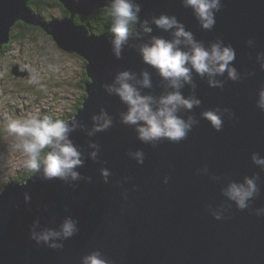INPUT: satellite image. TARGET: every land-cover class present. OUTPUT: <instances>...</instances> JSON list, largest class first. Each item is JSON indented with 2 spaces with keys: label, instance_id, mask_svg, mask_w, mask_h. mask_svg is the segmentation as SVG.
I'll return each mask as SVG.
<instances>
[{
  "label": "water",
  "instance_id": "1",
  "mask_svg": "<svg viewBox=\"0 0 264 264\" xmlns=\"http://www.w3.org/2000/svg\"><path fill=\"white\" fill-rule=\"evenodd\" d=\"M30 1L0 0V48L13 25L23 23L40 28L60 50L84 60L82 104L66 120L77 125L69 139L83 164L75 169L76 180H47L37 172L0 188V264H81L84 255L97 250L109 264H264V215L255 214L264 209V171L250 160L252 153L264 157V111L257 106L264 88V57L258 59L264 54V0H221L210 31L200 28L181 0H134L141 8L139 22L119 59L112 53V38L94 35L74 20L107 9L110 0H53L69 17L48 22L28 8ZM161 14L176 16L206 47L216 41L233 47L239 79L228 80L225 73L215 78L222 87H209L206 77L193 73L192 85L181 89L201 101L191 112H181L197 121L192 131L179 143L144 144L120 122L126 106L105 86L121 71L138 77L147 71L152 87L143 94L170 90L138 52L153 36L172 38L151 24ZM145 20L150 34L142 30ZM17 70L13 74L29 77ZM206 110H219V131L201 117ZM101 111L112 118V126L89 135L92 117ZM93 143L99 146L95 160L90 157ZM136 151L144 153L142 164L129 156ZM102 169L110 173L107 178ZM246 176L258 178L260 191L248 210L237 211L222 191ZM213 212L223 218L214 219ZM65 218L76 222L77 231L56 241L62 248L30 239L31 231L58 230Z\"/></svg>",
  "mask_w": 264,
  "mask_h": 264
},
{
  "label": "clouds",
  "instance_id": "2",
  "mask_svg": "<svg viewBox=\"0 0 264 264\" xmlns=\"http://www.w3.org/2000/svg\"><path fill=\"white\" fill-rule=\"evenodd\" d=\"M181 4L191 10L201 29H213L216 13L221 8V0H181ZM140 11V5L134 0H110L107 5V16L111 23L110 43L112 53L117 59L120 58L130 35L134 34ZM148 24L147 20L142 24V30L146 34L152 31ZM151 24L164 32H170L172 38L153 36L148 43L139 46L138 52L142 62L154 69L170 90L159 96L143 94V89L152 87L150 73L142 71L138 77L136 73L127 70L117 73L112 84L106 85L105 88L126 106V111L120 116V122L132 127L141 143L155 144L162 140L179 143L187 138L197 123L191 116L185 119L181 112H191L201 104L195 95L184 96L181 89L185 85H192L193 73L201 78L206 77L209 87H222V82L215 78L225 73L228 80L237 81L239 76L236 68L232 66L236 51L221 41L206 47L174 15L161 14L153 17ZM262 57L264 54L258 56V59ZM261 68L264 69V63ZM30 82L39 83L35 76ZM258 97L257 106L264 111V88L260 89ZM201 117L216 131L223 126L219 110L203 111ZM92 120L93 127L89 135L104 132L112 126V118L103 111L93 116ZM76 127L74 122L70 126L65 119L54 118L49 114L41 115L39 112L10 118L6 123V131L14 140V148L24 156V168L32 174L42 172L47 180L61 181L78 179L79 173L75 169L83 164L81 152L69 139V133ZM90 147L95 149L90 154L95 160L99 146L93 143ZM129 156L135 159L137 164L144 162L142 151L130 152ZM250 160L253 165L264 171V157L252 153ZM109 174L107 169L101 170L103 177L107 178ZM257 179L256 176H246L242 182H229L222 195L237 211L248 210L250 202L260 191ZM255 214L264 215V209H257ZM212 216L216 220L223 218L219 212H213ZM76 231V222L65 218L58 230L31 231L30 239L38 245L60 249L63 245L56 241L70 239ZM81 264H109V261L97 250L84 255Z\"/></svg>",
  "mask_w": 264,
  "mask_h": 264
},
{
  "label": "rangeland",
  "instance_id": "3",
  "mask_svg": "<svg viewBox=\"0 0 264 264\" xmlns=\"http://www.w3.org/2000/svg\"><path fill=\"white\" fill-rule=\"evenodd\" d=\"M59 14L58 9L47 11L50 17ZM29 27L21 39L17 38L20 30L14 29L16 38L0 55V187L22 177L25 169L24 156L6 131L7 121L37 112L62 118L84 94L79 87L84 60L60 50L40 28ZM19 66L30 71L29 77L13 74L15 68L22 73ZM33 76L38 84L30 82Z\"/></svg>",
  "mask_w": 264,
  "mask_h": 264
},
{
  "label": "trees",
  "instance_id": "4",
  "mask_svg": "<svg viewBox=\"0 0 264 264\" xmlns=\"http://www.w3.org/2000/svg\"><path fill=\"white\" fill-rule=\"evenodd\" d=\"M28 8L33 13L38 14L39 17L42 18V20H45L47 22L51 19H62V18L69 17L68 12L58 2L53 1V0H32L28 3ZM52 8L59 10V13H60L59 17L47 16V11ZM74 20H75V24L77 25L87 26L90 33L94 35H99V36L103 35V36L112 38L111 33L109 31L111 27V23H110L109 17L107 16V9H98L94 11L88 17L76 16ZM135 28H136V25H135ZM135 28H134V32H135ZM14 29L20 30L17 38L21 39L25 36V33L31 30L32 28L23 23L14 24L9 33L8 43L2 45V47L0 48V55L13 42V39L16 38V36H13ZM84 81H85L84 82L85 84L87 82L86 77ZM83 97H84V94H83ZM82 100L83 98L79 99V102L77 101L76 105L72 108V110L66 115H64L62 119L67 120L68 117H71L72 115H74L77 112V110L81 107ZM31 174L32 173H30L29 170L26 169L24 174H22V177L15 179V181L24 182L28 177L31 176ZM3 186H1L0 188H2Z\"/></svg>",
  "mask_w": 264,
  "mask_h": 264
},
{
  "label": "flooded vegetation",
  "instance_id": "5",
  "mask_svg": "<svg viewBox=\"0 0 264 264\" xmlns=\"http://www.w3.org/2000/svg\"><path fill=\"white\" fill-rule=\"evenodd\" d=\"M19 68V70H20V72H27L28 70H27V68H25V67H23V66H19L18 67ZM30 72V71H29ZM28 72V73H29ZM85 77H86V75H85V72H83V76H81V79H80V84H79V87H81V89L82 88H84L83 86H84V79H85ZM82 90H84V89H82ZM81 98H83V95H82V97ZM81 98H79V99H81ZM79 99L77 100L78 102H79ZM77 101L73 104V107L76 105V103H77ZM67 114V113H66ZM26 171V169H24V172ZM24 172H23V174H24ZM22 176V175H21ZM11 181H13V179L11 180ZM11 181H7V182H11ZM16 182V181H15Z\"/></svg>",
  "mask_w": 264,
  "mask_h": 264
},
{
  "label": "bare ground",
  "instance_id": "6",
  "mask_svg": "<svg viewBox=\"0 0 264 264\" xmlns=\"http://www.w3.org/2000/svg\"><path fill=\"white\" fill-rule=\"evenodd\" d=\"M24 73H27V72H23V74H24ZM21 74H22V73H21Z\"/></svg>",
  "mask_w": 264,
  "mask_h": 264
}]
</instances>
